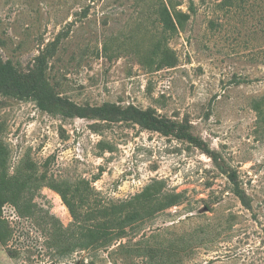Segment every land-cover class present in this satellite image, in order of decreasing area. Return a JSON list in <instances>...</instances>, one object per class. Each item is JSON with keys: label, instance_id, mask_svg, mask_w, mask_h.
I'll list each match as a JSON object with an SVG mask.
<instances>
[{"label": "rangeland", "instance_id": "374dc122", "mask_svg": "<svg viewBox=\"0 0 264 264\" xmlns=\"http://www.w3.org/2000/svg\"><path fill=\"white\" fill-rule=\"evenodd\" d=\"M164 1L175 32L162 0H0V64L60 101L0 92L7 174L46 173L82 212L150 206L80 248L54 190L0 198V264H264V0ZM104 105L173 129L78 116Z\"/></svg>", "mask_w": 264, "mask_h": 264}, {"label": "trees", "instance_id": "16d2710c", "mask_svg": "<svg viewBox=\"0 0 264 264\" xmlns=\"http://www.w3.org/2000/svg\"><path fill=\"white\" fill-rule=\"evenodd\" d=\"M162 1L163 4L160 6L158 13L160 23L166 31L175 32L178 27L183 26L187 15L175 11L170 3L167 4L164 0ZM27 80L28 79L23 77L19 70L10 62L0 64V92L12 91L17 94H31L34 99L39 101L41 106L60 102L58 99H49L44 95L39 77L34 80ZM260 102L263 104V101ZM255 104H257L259 110L261 104L258 101H256ZM77 110L78 116L81 118L85 117L87 114H91L92 116L100 117L105 120H135L141 126L150 130L162 132L163 134H170L173 129V125L166 119L156 117L149 111H141L133 107L121 110L113 105H104L99 108ZM6 163V149L3 145H0V198H3L2 203L10 202L19 209V204L22 200L36 191L39 186L49 187L60 195L63 203L68 208L74 226L78 229L77 234L80 235V238H78V245L80 248L107 244L112 236L123 234L125 227L142 220L141 218L148 212L150 207L146 203L139 202L136 206H133L131 210L126 207V204H121L115 206L105 205L94 209L88 207V211H78V208L71 203L63 189L58 186V183L48 178L46 173L37 176V174L33 172L27 174L18 171L17 168L14 170L13 174L9 176L7 174ZM147 198H151L150 195H147ZM83 207L84 205H81L79 209ZM0 241H2L1 233Z\"/></svg>", "mask_w": 264, "mask_h": 264}]
</instances>
